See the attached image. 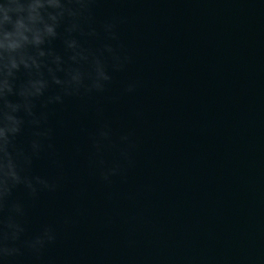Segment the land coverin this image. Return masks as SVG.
I'll use <instances>...</instances> for the list:
<instances>
[{
    "label": "water",
    "instance_id": "water-1",
    "mask_svg": "<svg viewBox=\"0 0 264 264\" xmlns=\"http://www.w3.org/2000/svg\"><path fill=\"white\" fill-rule=\"evenodd\" d=\"M93 4L82 46L111 43L129 62L104 92L49 107L29 171L56 188L10 199L21 239L44 225L55 239L17 264H264V0ZM112 19L118 41L99 27Z\"/></svg>",
    "mask_w": 264,
    "mask_h": 264
},
{
    "label": "clouds",
    "instance_id": "clouds-1",
    "mask_svg": "<svg viewBox=\"0 0 264 264\" xmlns=\"http://www.w3.org/2000/svg\"><path fill=\"white\" fill-rule=\"evenodd\" d=\"M93 7V0H0V213H5L0 215V264H17L24 251L38 256L55 239L48 225L30 239H21L24 207L10 199L18 187L29 197L56 188L55 181L29 171L52 134L44 126L49 107L63 105L68 97L104 92L110 71L129 62L111 43L95 49L82 46L80 38L97 35ZM117 23L112 19L99 26L106 40L118 41ZM58 39L62 53L53 47ZM134 89L135 83H129L124 91ZM27 128L31 136L21 145L18 139ZM108 138L105 124L93 139V148L98 152L100 142ZM120 140L127 142L128 136ZM47 147L51 149V143ZM115 172V167L102 171L101 178L107 181Z\"/></svg>",
    "mask_w": 264,
    "mask_h": 264
}]
</instances>
